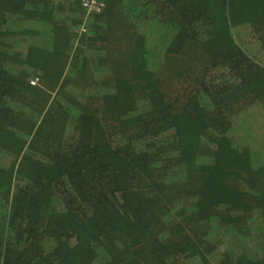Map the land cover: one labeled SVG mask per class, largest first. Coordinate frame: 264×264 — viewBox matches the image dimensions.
<instances>
[{
  "label": "trees",
  "instance_id": "1",
  "mask_svg": "<svg viewBox=\"0 0 264 264\" xmlns=\"http://www.w3.org/2000/svg\"><path fill=\"white\" fill-rule=\"evenodd\" d=\"M104 1L94 33L107 39L99 28L124 18L135 40L108 91L75 103L59 95L62 76L81 74L87 57L68 51L61 3L0 0V264H264V181L251 175L264 173V121L243 116L264 101V59L232 33L249 25L264 52V0ZM149 35L164 54L192 38L208 56L172 111L153 86ZM60 79L42 111L39 83ZM193 169L199 183L164 205ZM241 171L246 184H233Z\"/></svg>",
  "mask_w": 264,
  "mask_h": 264
},
{
  "label": "rangeland",
  "instance_id": "2",
  "mask_svg": "<svg viewBox=\"0 0 264 264\" xmlns=\"http://www.w3.org/2000/svg\"><path fill=\"white\" fill-rule=\"evenodd\" d=\"M57 3H61L60 9L61 13L63 12L61 16L59 15L58 21H66L68 25L72 23L71 28L72 34L74 35L72 38L74 39L73 43L68 47V51L71 54L74 48L78 47L79 50L81 49L82 53L87 57L85 69L81 74L75 73L74 76L71 74L72 77H67L65 75L62 76L66 78V84L62 87L65 92H62L61 89L59 95L60 97L61 95L63 96L61 97L62 99L73 98L75 103L85 101L88 97L90 99H96L98 94H103L108 91L114 72L117 73L120 72L119 70H122L118 65L120 54L123 55V53L127 52L130 46H132L135 40L136 27L128 23L124 20V18H122V23L115 22V19L112 17L108 27L102 26L99 28L101 35H103L105 31L107 36V39H102L99 34L94 33V28L90 23V21L93 20L92 16H84L82 13L83 11L77 4H73L72 0H58ZM72 4L73 6H71ZM68 7L71 8L70 11H68ZM232 33L240 46L246 50V53H248L250 57H253L254 60L258 58L263 61L264 52L259 48L257 37L249 25L237 26L232 29ZM152 36L154 35H149L147 37L150 39L148 46L151 48V53L148 57V67L152 71L153 86L157 89L163 101L173 105L170 106L172 111L174 110V107L183 103L184 97L193 92V89L196 87L195 84L198 80L197 77L199 74L204 73L203 71H205L208 67V56L200 49L197 42L192 38H189L184 42L179 52L175 54H164L161 51L163 45L161 39H158L157 37L152 39ZM17 38L20 37L13 35L8 39H11V41L14 42V46H16L19 42ZM22 43L24 44L23 40ZM20 44L21 43L19 42V45ZM117 57L118 60L116 61V64L114 63L113 70L110 67V61H115V58ZM61 81L62 80L60 79L56 86H47L38 82L41 87L40 89L43 90L42 95L45 96V100H43L39 94L40 101L37 102L38 107H41L42 105V111L50 107L49 103L52 101V97L56 95V91L58 90V86ZM104 84H108V87ZM70 89H74L75 91H70ZM109 92L112 93V91ZM263 102H256L254 106L246 111V114H243V116L248 118L255 116L254 118L257 119L256 123L258 125L256 127H261L260 125L262 124V121H264ZM35 105L36 104H34V106ZM58 114L59 113L56 115L58 116ZM62 116L63 115H60L59 117ZM38 122L39 120L37 121L35 127L38 126ZM63 127V133L68 135L71 132L72 125L66 126L65 124ZM250 133H252L253 136V133L256 135L258 134V131L256 130ZM210 150L209 146L202 144L199 147L198 152L203 156H208L210 155ZM200 161L201 159L197 158V163H200ZM240 174V179L237 177L232 178L231 181L233 184H246V180L242 177L248 178L250 175L244 171H241ZM187 175L188 178L184 183H177L171 187L170 191L165 195V200L163 201L164 205L173 200L175 194L177 193L175 192L176 190L184 191L183 189L196 186L195 184H198L201 180L200 173L198 170L196 171V169L189 170ZM251 175L254 176L256 180L264 181V173L254 172ZM192 199V197L188 196L184 198V201L186 204H190L193 201ZM159 203L161 204L162 201ZM223 246V243L217 244L216 249L218 248L217 250L219 251L223 249ZM195 263L196 262L194 261V264Z\"/></svg>",
  "mask_w": 264,
  "mask_h": 264
},
{
  "label": "built area",
  "instance_id": "3",
  "mask_svg": "<svg viewBox=\"0 0 264 264\" xmlns=\"http://www.w3.org/2000/svg\"><path fill=\"white\" fill-rule=\"evenodd\" d=\"M78 4L84 16L99 14L105 7L104 0H78ZM28 82L30 84H36L37 78L31 77Z\"/></svg>",
  "mask_w": 264,
  "mask_h": 264
}]
</instances>
